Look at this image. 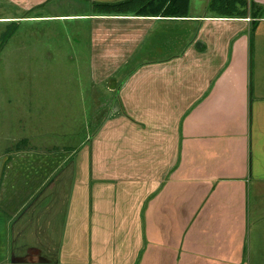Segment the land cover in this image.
<instances>
[{
    "label": "crops",
    "instance_id": "crops-1",
    "mask_svg": "<svg viewBox=\"0 0 264 264\" xmlns=\"http://www.w3.org/2000/svg\"><path fill=\"white\" fill-rule=\"evenodd\" d=\"M1 1L87 21L118 92L72 154L0 157V264H264V0L253 20Z\"/></svg>",
    "mask_w": 264,
    "mask_h": 264
},
{
    "label": "rangeland",
    "instance_id": "rangeland-1",
    "mask_svg": "<svg viewBox=\"0 0 264 264\" xmlns=\"http://www.w3.org/2000/svg\"><path fill=\"white\" fill-rule=\"evenodd\" d=\"M204 2L191 0L190 10L198 14ZM59 6L21 12L0 2V18H16L14 24L0 20V39L11 31L0 40V157L72 154L90 140L118 92L117 85L92 82L87 21L57 20L69 12Z\"/></svg>",
    "mask_w": 264,
    "mask_h": 264
},
{
    "label": "trees",
    "instance_id": "trees-1",
    "mask_svg": "<svg viewBox=\"0 0 264 264\" xmlns=\"http://www.w3.org/2000/svg\"><path fill=\"white\" fill-rule=\"evenodd\" d=\"M189 7L190 0H124L117 3H93L92 10L96 15L134 14L142 17L183 19L188 17ZM207 9L220 18H261V7L249 0H210ZM10 35L11 31H6L1 36V45ZM20 149L21 146L17 145L16 150Z\"/></svg>",
    "mask_w": 264,
    "mask_h": 264
},
{
    "label": "built area",
    "instance_id": "built-area-1",
    "mask_svg": "<svg viewBox=\"0 0 264 264\" xmlns=\"http://www.w3.org/2000/svg\"><path fill=\"white\" fill-rule=\"evenodd\" d=\"M249 20V19H248Z\"/></svg>",
    "mask_w": 264,
    "mask_h": 264
}]
</instances>
